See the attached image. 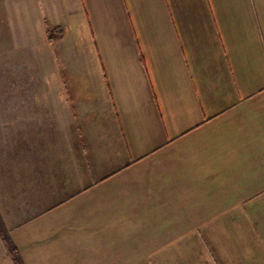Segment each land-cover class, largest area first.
<instances>
[{"label":"crops","instance_id":"crops-1","mask_svg":"<svg viewBox=\"0 0 264 264\" xmlns=\"http://www.w3.org/2000/svg\"><path fill=\"white\" fill-rule=\"evenodd\" d=\"M0 216L25 264H264V0H0Z\"/></svg>","mask_w":264,"mask_h":264},{"label":"trees","instance_id":"trees-1","mask_svg":"<svg viewBox=\"0 0 264 264\" xmlns=\"http://www.w3.org/2000/svg\"><path fill=\"white\" fill-rule=\"evenodd\" d=\"M55 30L61 31L60 28H54V31ZM54 31L49 30V40H52V35H53ZM56 32L57 31H55V33ZM0 236H1V239L4 243V245H5L7 255L11 259L12 263L13 264H25L21 255H20L19 249L17 248V246L15 245V243L13 242V240L11 239V237L7 231L1 216H0Z\"/></svg>","mask_w":264,"mask_h":264}]
</instances>
